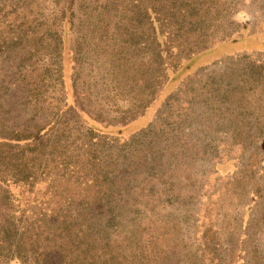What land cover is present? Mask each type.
Segmentation results:
<instances>
[{"label": "rangeland", "instance_id": "rangeland-1", "mask_svg": "<svg viewBox=\"0 0 264 264\" xmlns=\"http://www.w3.org/2000/svg\"><path fill=\"white\" fill-rule=\"evenodd\" d=\"M158 1L0 0V223L20 214L11 195L58 216L105 197L134 254L119 264H264V0H220L204 24L224 43L176 68L203 25L158 33L159 65L150 32L174 0ZM30 165L37 182L16 179Z\"/></svg>", "mask_w": 264, "mask_h": 264}, {"label": "trees", "instance_id": "trees-1", "mask_svg": "<svg viewBox=\"0 0 264 264\" xmlns=\"http://www.w3.org/2000/svg\"><path fill=\"white\" fill-rule=\"evenodd\" d=\"M157 2L159 1L157 0ZM182 2L183 0H174L169 5L160 4L161 9L157 8L155 11V21L159 22V26L167 27L158 31L153 27L150 32L151 41L154 44V55L157 57L159 65L162 63V46L157 35L165 31L166 37L174 36L173 30H177L175 28L178 24L180 26L184 23L190 27L203 25L201 27L203 31L192 28L188 30V33L197 32V37L202 36V39H196V43L187 46L177 45L176 62L172 65L173 68H176L181 60L189 61L207 50L205 47L207 42L216 44L218 41L221 44L227 37L225 31L217 29L218 24H204L205 16L209 17L211 22L213 19H217L207 15L213 8L217 10L216 13L225 11L226 8L221 7L223 3H220V0H199L194 13L189 12L190 4H187L186 9ZM218 3L219 5H217ZM170 47L176 48L174 45ZM66 109L67 105L65 104L62 110ZM69 111L74 112V116L78 114L75 109L70 108ZM130 121L135 120L131 119ZM130 121L129 123H131ZM44 130L45 128L40 129L37 132L38 136ZM85 131L92 140H96L97 136L91 126H87ZM35 135L36 133L13 131L9 140L14 142L30 141ZM32 153H35V150ZM23 158L26 159V156ZM27 159L31 160V158ZM37 174L38 169L33 165L19 167L15 172V176H18L16 179H19L20 182L31 180V184L37 182ZM94 176L97 177V175ZM90 179L92 180V178ZM0 180L6 181L5 179ZM92 186L100 188L103 194L111 190L110 185L106 187V185L99 186L98 183H92ZM81 190L84 191L85 188L83 187ZM3 198L6 207L5 195ZM8 199L12 200L13 206H16V210H12L20 214L18 216L9 214L2 217L0 223V264L11 259H19L23 264H119L121 259L127 255L134 257L133 251L128 246L122 245L116 250L115 243L118 242V238L124 230L125 219L112 211L117 205L115 201L106 200L105 197L92 203L88 200L83 201V199L69 200L66 205L74 209L75 212L58 216V213L53 212L52 208L48 206V202L32 199L25 203L36 208V211H30L27 216H23V210L18 209L20 203H24L23 200L20 197L15 199L13 195ZM129 223L131 224V220ZM127 238L124 236L123 239Z\"/></svg>", "mask_w": 264, "mask_h": 264}]
</instances>
